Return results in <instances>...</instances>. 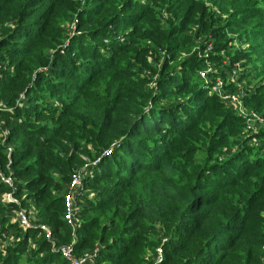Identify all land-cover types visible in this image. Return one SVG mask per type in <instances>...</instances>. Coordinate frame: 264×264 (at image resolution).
I'll return each instance as SVG.
<instances>
[{"label":"trees","instance_id":"1","mask_svg":"<svg viewBox=\"0 0 264 264\" xmlns=\"http://www.w3.org/2000/svg\"><path fill=\"white\" fill-rule=\"evenodd\" d=\"M236 62L264 117V0H0V264H264V129L199 77Z\"/></svg>","mask_w":264,"mask_h":264},{"label":"built area","instance_id":"2","mask_svg":"<svg viewBox=\"0 0 264 264\" xmlns=\"http://www.w3.org/2000/svg\"><path fill=\"white\" fill-rule=\"evenodd\" d=\"M211 71L210 67H207V69L200 74L201 78L205 81V84L210 88L211 80L207 78V73ZM237 79V74L235 77L229 80V77L221 80L218 79L216 81V86L214 87V93H216L220 100L223 101L227 107L233 109L236 111L237 114H239L243 119V132L246 135H252L253 133H257L261 128L264 129V117L261 116V114L256 113L254 111H248L244 105H243V98L246 94L242 92H235V93H226L229 92L227 89V86L231 82H235ZM237 85V84H236ZM238 88V85H237ZM4 131V130H3ZM4 133V132H3ZM110 152H106V154H109ZM95 165L96 163H92ZM87 165L82 169L78 170L76 173H74L71 177V181L68 184L67 192L63 195V203H64V209L65 213L63 215L64 220L66 221L67 225L71 226V228H74L77 225V218L76 213L77 209L75 206V200L77 197L80 196L81 191L83 190V176L84 172L87 170ZM0 181L8 188L15 189L14 186V180L11 176H5L0 172ZM15 191V190H14ZM11 193L5 194L1 196L0 200L5 203H17V201L13 200ZM32 215L26 214L25 211L19 210L16 215L14 216V222H18L19 225L22 227L23 230L36 227L39 228L43 233L44 237L47 240L51 239V234L47 226H40L33 223ZM7 241L11 240L9 238L6 239ZM55 245L53 244V248ZM60 253L64 258H66L68 261H70L71 264H93L94 260V253H86L80 258H74L71 254V248L65 247L60 249ZM162 259V251L160 248L157 249V255H156V262L155 264H159Z\"/></svg>","mask_w":264,"mask_h":264},{"label":"rangeland","instance_id":"3","mask_svg":"<svg viewBox=\"0 0 264 264\" xmlns=\"http://www.w3.org/2000/svg\"><path fill=\"white\" fill-rule=\"evenodd\" d=\"M75 1H78V2H80L81 3V0H75ZM225 5H226V7L227 8H230V7H232V4L231 3H225ZM207 6L210 8V10L211 11H214V12H216L217 14H219L218 13V11H217V9L216 8H214V7H212L210 4H207ZM73 23H74V21H73ZM72 23V25L71 26H69L68 28H67V32L69 33V36H71L70 38H72V37H75L76 35H77V33L75 34V30H74V24ZM66 27V26H65ZM74 30V31H73ZM226 33H227V31H225ZM234 44H235V46H237L238 48L240 47L239 45H238V41H236V40H234V42H233ZM242 48H244V47H242ZM208 49V48H207ZM209 49H211V45H209ZM205 58H206V56H205ZM227 63V62H226ZM212 65V67L213 68H215V66H214V64H211ZM256 67V66H255ZM255 67H251V66H246V70H245V72H248V71H250V70H253V71H255ZM258 67H259V64L257 65V69H258ZM216 69V68H215ZM242 68H241V65H240V63L239 62H236V63H234L233 64V66L229 69V67H228V65H226L224 68H223V73H225V77L226 78H228L229 77V80L230 79H232L233 77H235V75L237 74V77H240V75H241V73H242ZM199 77H201L200 76V74H199ZM223 78L222 76H221V78L219 77V79H221V80H224V79H226V78ZM201 79V78H200ZM236 79V78H235ZM203 80V79H202ZM211 82H213L214 84H210V88H209V93H211V92H214V87L217 85L216 84V82L215 81H211ZM204 83H205V81H204ZM235 83L238 85V88H237V90L235 91V92H242V93H244V94H248L249 93V86H248V84H247V80L245 79V80H243V81H241V82H239V80L238 79H236L235 80ZM251 87H252V85H251ZM206 88L208 89V86L206 85ZM229 92H226V93H235V92H232L231 90H228ZM248 110V109H247ZM249 111V110H248ZM253 111V110H252ZM258 133V132H257ZM257 133H253L252 135H246L244 132H243V130L241 131V134H240V140L241 141H245L246 139H249L250 137H253L252 138V140H251V142H250V144H249V146H254V145H257L258 144V139H255L254 138V136L257 134ZM83 161H85L86 163H90L89 162V159H87L86 157H84L83 158ZM16 190V189H15ZM5 194H9V193H5ZM4 195V193L1 195V196H3ZM12 195V194H11ZM12 197H13V195H12ZM14 199V201L16 200L17 201V203H18V200H17V198H15V197H13ZM5 203H7V202H5ZM19 210H23V211H25L26 213L28 212V214H30V215H32V216H34V214H35V212L32 210V209H30L29 211H27V210H25V209H19ZM18 210V211H19ZM17 211V212H18ZM154 258V257H153ZM156 258V257H155Z\"/></svg>","mask_w":264,"mask_h":264}]
</instances>
